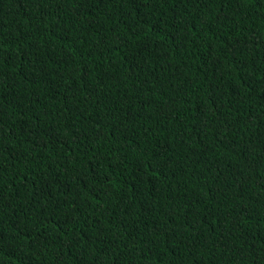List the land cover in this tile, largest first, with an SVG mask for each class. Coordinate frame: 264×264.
<instances>
[{"label":"trees","instance_id":"obj_1","mask_svg":"<svg viewBox=\"0 0 264 264\" xmlns=\"http://www.w3.org/2000/svg\"><path fill=\"white\" fill-rule=\"evenodd\" d=\"M0 264H264V0H0Z\"/></svg>","mask_w":264,"mask_h":264}]
</instances>
